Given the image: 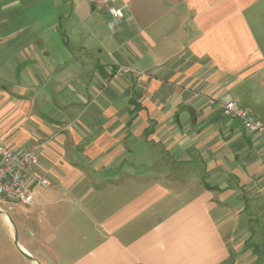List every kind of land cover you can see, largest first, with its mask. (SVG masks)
I'll use <instances>...</instances> for the list:
<instances>
[{"label": "crops", "instance_id": "crops-1", "mask_svg": "<svg viewBox=\"0 0 264 264\" xmlns=\"http://www.w3.org/2000/svg\"><path fill=\"white\" fill-rule=\"evenodd\" d=\"M113 4L0 0V138L40 148L0 264H264V136L222 106L264 120V0Z\"/></svg>", "mask_w": 264, "mask_h": 264}, {"label": "built area", "instance_id": "built-area-1", "mask_svg": "<svg viewBox=\"0 0 264 264\" xmlns=\"http://www.w3.org/2000/svg\"><path fill=\"white\" fill-rule=\"evenodd\" d=\"M114 20L124 17V10L113 4L115 0H98ZM224 114L239 119L244 129L252 134L264 136V120L256 118L248 108L234 99L222 103ZM40 148L11 147L0 138V199L10 204H32L36 198L35 185L29 181V169L38 162ZM37 184L46 186V179Z\"/></svg>", "mask_w": 264, "mask_h": 264}, {"label": "rangeland", "instance_id": "rangeland-1", "mask_svg": "<svg viewBox=\"0 0 264 264\" xmlns=\"http://www.w3.org/2000/svg\"><path fill=\"white\" fill-rule=\"evenodd\" d=\"M6 205H10V203L0 200V206L1 207H5ZM6 208L9 209L8 206H6ZM8 211L10 212V214L14 215L13 211H10V210H8ZM9 245H11L13 247L15 245L14 241H11L10 239L6 238V236L4 235V233H2V231L0 229V250H2V248H4L5 246H9Z\"/></svg>", "mask_w": 264, "mask_h": 264}, {"label": "water", "instance_id": "water-1", "mask_svg": "<svg viewBox=\"0 0 264 264\" xmlns=\"http://www.w3.org/2000/svg\"><path fill=\"white\" fill-rule=\"evenodd\" d=\"M16 244H17V240H16ZM22 253H23L26 257H30V255H29L27 252L23 251V250H22Z\"/></svg>", "mask_w": 264, "mask_h": 264}]
</instances>
